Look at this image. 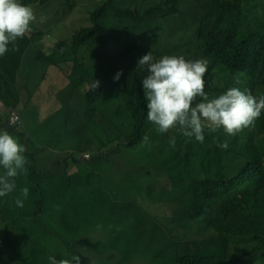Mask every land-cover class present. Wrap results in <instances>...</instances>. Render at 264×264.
Returning a JSON list of instances; mask_svg holds the SVG:
<instances>
[{
	"label": "trees",
	"instance_id": "obj_1",
	"mask_svg": "<svg viewBox=\"0 0 264 264\" xmlns=\"http://www.w3.org/2000/svg\"><path fill=\"white\" fill-rule=\"evenodd\" d=\"M21 3L34 8L33 0ZM135 17L140 27L135 52L115 33H90L99 40L102 53L126 67L118 81H114L118 72L95 76L84 69L76 77L74 89L60 94L56 69L41 72L26 57L29 73L18 79L14 100V109L24 120L23 131L16 138L37 135L55 125L66 136L70 122L82 120L88 146L104 175L100 195L105 196L107 208L136 222L138 237L131 236L135 253H141L143 241L158 242L162 243L157 252L162 264H211L215 257L233 253L238 244L248 241L256 244L264 264V238L248 190L260 174L246 170L244 163L241 167L231 164L236 152L251 157L247 151L250 141L264 142V113L254 128L234 137L222 129L210 132L205 128L202 144L194 138L186 142L179 128H174L157 131L153 146L144 144L149 121L142 80L149 73L146 67H138V61L150 51L156 60L166 55L206 59L208 69L221 63L242 71L251 79L252 94L264 95V0H150ZM93 80L100 82L94 91L90 90ZM227 89L223 83L205 84L210 99ZM5 106L0 98V107ZM3 120L0 116V130ZM170 138L175 142L170 143ZM225 140L229 147L223 150L217 143ZM211 153L221 158L205 162ZM27 161L26 167L43 166ZM151 174L168 194L160 214L148 217L138 203L136 194L141 191L135 182H146L141 175ZM42 189L39 183H32L23 208L14 204V198H22L21 192L0 197V264H24L20 246L29 247L32 253L35 244L42 242L28 219ZM82 207H89L88 200ZM214 237L221 245L212 244Z\"/></svg>",
	"mask_w": 264,
	"mask_h": 264
},
{
	"label": "clouds",
	"instance_id": "obj_2",
	"mask_svg": "<svg viewBox=\"0 0 264 264\" xmlns=\"http://www.w3.org/2000/svg\"><path fill=\"white\" fill-rule=\"evenodd\" d=\"M149 1L33 0L32 8L21 0H0V57L9 51V45L17 50L18 40L28 33L23 54L41 72L56 69L58 93L71 92L84 69L95 76L118 72L114 76L118 81L126 67L102 53L99 40L90 33H115L135 52L140 29L135 14ZM141 66L149 73L142 80L147 120L159 133L179 128L186 142L194 138L202 144L205 128L210 132L222 129L234 137L254 128L264 113V95L255 96L246 87H231L210 99L205 92L206 59L166 55L156 60L150 51L138 61ZM234 82L243 83L238 77ZM99 84L93 80L90 90ZM7 97L9 90L0 82V98ZM6 107L9 115L2 117L0 130V197L21 192L22 198H14V204L23 208L31 184L37 182L43 187L28 219L31 230L42 238L39 254L45 264L124 263L136 251L131 230L122 228L114 216L93 214L82 207L85 200L98 197L104 185L96 154L88 146L84 122L71 121L66 136L55 125L37 135L16 138L23 131L24 120L14 109V101ZM142 140L149 143L147 136ZM174 142L170 138V143ZM217 146L226 150L229 142H218ZM247 151L251 157L239 151L233 159L260 174L248 190L256 206L259 234L264 238V142L250 141ZM27 159L43 166L26 167ZM211 264L263 261L256 244L244 241L233 253L215 257Z\"/></svg>",
	"mask_w": 264,
	"mask_h": 264
},
{
	"label": "rangeland",
	"instance_id": "obj_3",
	"mask_svg": "<svg viewBox=\"0 0 264 264\" xmlns=\"http://www.w3.org/2000/svg\"><path fill=\"white\" fill-rule=\"evenodd\" d=\"M25 36L18 40L16 49L12 50V46L9 45V51L3 56L0 57V82L7 86L9 90V98H4L6 105L13 102L16 97V87L18 79L23 76L28 75L26 63V57L23 54ZM238 77L243 83L236 84L234 78ZM205 81L208 83L212 82V85L226 84L227 88L231 87H240L252 89V83L249 76L245 75L240 70L233 71L232 69L224 66L223 64H218L213 68L208 69V72L205 75ZM9 115L7 107H0V116L6 117ZM157 128L154 124L149 122L146 136L149 138L150 145H154L155 134ZM221 156L217 153L208 154L205 157V162H209L212 159H220ZM227 161V158L223 159ZM234 166H240L241 163H231ZM240 164V165H239ZM146 182H135L139 188L140 193L136 194L138 203L142 210V213L148 217L158 216L163 209L162 204L163 200L166 199L168 194L167 190L159 184V179L151 174L141 175ZM89 207L86 209L90 213L100 214L104 216H114L118 219L120 226L124 229H130L132 236L138 237V231L136 225L133 226V223H136L132 220L131 216L121 215L118 212L107 208V203L104 195H99L94 199L88 200ZM175 204V203H173ZM133 214V211L131 212ZM37 234V233H36ZM212 244L215 246L221 245V242L217 237L211 238ZM228 245L232 246L233 242H229ZM40 243H36L32 253L29 250V247L20 246L21 255L23 257L24 264H45L39 254ZM162 243L147 244L145 241L141 242L139 249L141 253H134L130 258H128L122 264H134L136 261L140 264H162L157 256V252L161 250ZM163 264H174L172 261L165 262Z\"/></svg>",
	"mask_w": 264,
	"mask_h": 264
}]
</instances>
